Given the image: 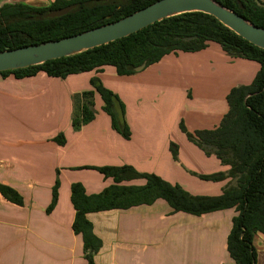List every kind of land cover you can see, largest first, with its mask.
I'll return each instance as SVG.
<instances>
[{"label":"crops","instance_id":"0c3cea01","mask_svg":"<svg viewBox=\"0 0 264 264\" xmlns=\"http://www.w3.org/2000/svg\"><path fill=\"white\" fill-rule=\"evenodd\" d=\"M259 68L256 61L231 57L210 42L198 52L170 53L131 75H119L110 65L64 79L44 71L21 79L0 75V182L24 198V205H17L0 193V264H88L82 236L72 227L71 185L81 182L88 193H97L113 179L86 166L130 164L194 195L221 194L229 179L207 181L192 172L210 174L229 167L191 142L179 127L180 119L190 131L217 127L229 109L230 90L250 84ZM94 76L125 103L130 139L113 129L98 93L95 119L73 128L72 97L93 89ZM174 87V96H187L178 120L171 114L176 115L181 101L157 105L160 89ZM144 93L153 102H143ZM132 99H139L135 109L130 108ZM60 132L67 139L64 145L53 140ZM171 142L179 146L177 161ZM57 178L58 201L48 213ZM236 214L234 208L199 216L173 212L161 198L151 205L90 212L87 217L102 239L94 264H235L227 238ZM254 245L256 264H264V234L255 235Z\"/></svg>","mask_w":264,"mask_h":264},{"label":"trees","instance_id":"16d2710c","mask_svg":"<svg viewBox=\"0 0 264 264\" xmlns=\"http://www.w3.org/2000/svg\"><path fill=\"white\" fill-rule=\"evenodd\" d=\"M156 0H53L36 6L23 1L0 5V51L60 39L116 21ZM264 28L262 0H215ZM76 5L68 13L48 17L53 10ZM216 42L231 57L256 61L260 68L253 81L233 87L226 99L229 106L220 124L213 129L190 131L181 121L179 127L187 138L207 155H216L227 171L210 174L192 172L207 181L229 179L219 195H194L178 183H171L156 173L140 172L133 165L86 166L95 169L113 183L97 193H88L81 182L71 185V202L75 209L73 231L83 239L88 264L102 247V239L94 232L88 219L90 212L128 209L151 205L164 199L173 212L202 215L234 208L237 214L227 238V250L235 264H256L254 237L264 234V49L249 42L220 22L215 16L201 11L177 14L156 21L128 36L116 39L80 53L51 59L25 68L0 71L2 77L14 75L21 79L44 71L48 76L67 78L72 74L101 71L114 66L117 74L137 73V66L145 68L159 62L170 53L198 52ZM93 89L74 95L75 110L72 126L75 130L95 119V94L103 100V110L111 117L113 129L130 139L131 129L126 118V105L120 96L94 76ZM59 145L67 142L63 132L54 138ZM170 150L178 160L179 146L171 142ZM143 179V184H127ZM60 180L53 186L50 213L57 204ZM0 193L17 205H24L23 196L12 186L0 182ZM228 264V263H223Z\"/></svg>","mask_w":264,"mask_h":264},{"label":"water","instance_id":"95a60500","mask_svg":"<svg viewBox=\"0 0 264 264\" xmlns=\"http://www.w3.org/2000/svg\"><path fill=\"white\" fill-rule=\"evenodd\" d=\"M76 5L48 12L45 17H57L68 13ZM201 11L215 16L254 45L264 49V28L215 0H156L116 21L82 31L80 33L0 51V71L25 68L51 59L73 55L107 44L134 33L156 21L177 14ZM145 64L136 67L144 69Z\"/></svg>","mask_w":264,"mask_h":264},{"label":"rangeland","instance_id":"374dc122","mask_svg":"<svg viewBox=\"0 0 264 264\" xmlns=\"http://www.w3.org/2000/svg\"><path fill=\"white\" fill-rule=\"evenodd\" d=\"M16 1H23V2H26L28 4L36 5V6H43V5H48L53 0H0V5H2L3 3L16 2ZM178 86H180V85H178ZM171 87H173V86H171ZM164 90H165L164 88H161L160 89V92H159L160 93V96H159V99L157 101L158 108L160 106H162L163 104L166 105V106L172 105L171 101H173V102H179V101H181L180 104H179L180 106L177 108L176 115L171 114V117H174V118H176L178 120L179 113H180V107H181V105H183V102H186L187 103V96H181L180 97L178 94L176 96H174V93L176 91V88L175 87H174V89L171 88V90H169V92L168 91H164ZM145 95H146V93L142 94V97H141L143 99V102H153V99H152L151 96H149V95L148 96H145ZM155 96L157 97V94ZM72 98H73V103H74V95H73ZM138 100L139 99H132V101H130V108L135 109V106L138 105V103H137ZM102 107H103V105H102ZM163 107L160 110V112H163ZM94 108H95V103H94ZM74 110H75V108H74ZM101 110L104 111L103 108H101ZM125 111L127 112L126 109H125ZM103 113L105 115L107 114V112H105V111ZM131 113L132 112H129V115L130 116H131ZM95 115H97V110H96V114ZM181 121H183L185 123L184 119H182V118L180 119V122Z\"/></svg>","mask_w":264,"mask_h":264}]
</instances>
